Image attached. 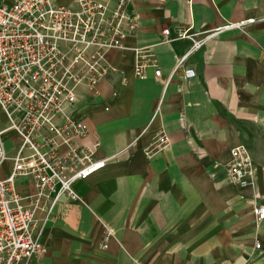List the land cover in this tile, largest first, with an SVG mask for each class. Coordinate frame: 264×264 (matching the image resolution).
I'll return each instance as SVG.
<instances>
[{
	"label": "crops",
	"instance_id": "crops-1",
	"mask_svg": "<svg viewBox=\"0 0 264 264\" xmlns=\"http://www.w3.org/2000/svg\"><path fill=\"white\" fill-rule=\"evenodd\" d=\"M98 1L107 18L116 0ZM126 9L125 49L103 53L108 74L76 89L69 115L86 129L78 144L97 143L94 159H110L72 183L75 201L62 196L48 214L47 200L36 203L45 253L28 264H264V219L251 211L264 205V0H128ZM246 20L241 31L222 29ZM214 31L175 69L189 47L180 33ZM237 147L254 171L241 188L226 173ZM8 169L5 161L0 178ZM14 190L35 195L22 177ZM104 228L111 237L101 249Z\"/></svg>",
	"mask_w": 264,
	"mask_h": 264
},
{
	"label": "built area",
	"instance_id": "built-area-1",
	"mask_svg": "<svg viewBox=\"0 0 264 264\" xmlns=\"http://www.w3.org/2000/svg\"><path fill=\"white\" fill-rule=\"evenodd\" d=\"M127 2L116 0L106 18V8L98 0H73L74 8L55 0H0V112L5 122L0 129V167L9 162L7 175L0 178V264H28L42 258L45 218L34 220L36 203L47 200L48 214L62 196L75 201L72 183L87 179L110 159H94L97 143L78 144L86 129L69 115L76 89L90 91L108 74L103 53L125 49L122 40L131 33L132 23ZM252 23L246 20L222 29L241 31ZM216 32L201 38L180 33L178 38L187 40L189 47L175 69ZM161 35L168 42V30ZM153 76L159 78V71L154 70ZM183 77L193 78V70L184 69ZM8 132L19 139L12 156L3 146ZM161 144L145 149L144 155L149 157ZM226 173L236 187L250 183L254 171L241 147L230 150ZM18 177L32 182V199L15 192ZM251 211L255 221L264 219V205L254 204ZM110 237L104 228L101 249Z\"/></svg>",
	"mask_w": 264,
	"mask_h": 264
},
{
	"label": "rangeland",
	"instance_id": "rangeland-1",
	"mask_svg": "<svg viewBox=\"0 0 264 264\" xmlns=\"http://www.w3.org/2000/svg\"><path fill=\"white\" fill-rule=\"evenodd\" d=\"M2 121H3V119L0 116V124ZM5 138H6V140H4L3 146H4L5 153L8 154L10 152V149L12 150L13 144H15L17 140L14 138H11L9 136H6ZM0 176H1V167H0Z\"/></svg>",
	"mask_w": 264,
	"mask_h": 264
}]
</instances>
